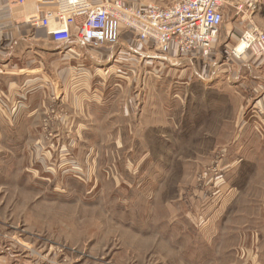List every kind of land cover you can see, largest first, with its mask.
<instances>
[{
	"label": "rangeland",
	"instance_id": "rangeland-1",
	"mask_svg": "<svg viewBox=\"0 0 264 264\" xmlns=\"http://www.w3.org/2000/svg\"><path fill=\"white\" fill-rule=\"evenodd\" d=\"M218 40L220 70L238 75L232 92L219 87L228 84L220 74L210 79L209 61L196 69L157 51L145 58L120 41L92 76L105 81L95 113L74 115L67 130L48 129L51 119L42 129L37 118L32 131H6L1 248L30 264H264V112L242 65L249 73L247 64L264 61L237 59Z\"/></svg>",
	"mask_w": 264,
	"mask_h": 264
},
{
	"label": "crops",
	"instance_id": "crops-1",
	"mask_svg": "<svg viewBox=\"0 0 264 264\" xmlns=\"http://www.w3.org/2000/svg\"><path fill=\"white\" fill-rule=\"evenodd\" d=\"M228 1L230 7L224 8V19H231V22H228L231 25L229 29H225L224 34L222 32L220 34L224 40L222 43L224 50L234 46L233 43L236 41L234 39L238 41L241 33L239 23L242 21L238 15L240 13L237 14V5L249 1L256 2L253 19L264 29V0ZM36 14H38L36 0H24L21 4L14 0H0V131H2L0 137L2 139L6 138V131L34 130L37 118L42 120V129L45 119L46 121L51 119V123L47 124L48 129L67 130L68 126L74 124V115L95 113V109L103 105L105 81L92 76L102 69L98 66L101 65L106 54L110 56L113 47H102L99 49L100 52L90 48L92 46H73L69 49L59 45L52 41L47 29L38 28L26 22L28 17ZM120 41H125L126 48L128 46L134 53L138 52L141 57H153V50L148 49L147 46H134L129 36L123 35ZM66 48L68 50L61 54L60 51ZM219 56V50H216V54L210 59L194 58L191 59V64H195L194 67L199 69L203 61H209L211 69L214 68V70L210 76L209 74L207 76L217 80V74H220L223 77L221 81L228 84L219 83V87L232 92L229 83L235 85L238 75L237 73L223 74L220 70L222 56ZM163 57L169 58L166 55ZM152 61L153 58L147 60V62ZM227 62L225 65L229 64V61ZM242 65L246 67V62ZM248 65L250 72L248 73V69L244 67V80L245 82L254 80L259 84L257 92L261 91V95L257 96L254 104L255 108L264 112V65ZM254 67H258L257 74L253 73ZM246 97L248 99L250 96ZM51 108L56 111L55 116L49 115ZM60 112L65 113V116L60 117L58 115ZM44 138L41 133V143L44 142ZM38 141L39 138L35 143ZM15 252L12 248H1L2 256L0 257L3 262L10 257V259L15 258L11 259L14 260V264H30L31 260H26L21 252Z\"/></svg>",
	"mask_w": 264,
	"mask_h": 264
},
{
	"label": "built area",
	"instance_id": "built-area-1",
	"mask_svg": "<svg viewBox=\"0 0 264 264\" xmlns=\"http://www.w3.org/2000/svg\"><path fill=\"white\" fill-rule=\"evenodd\" d=\"M225 2L175 0L164 7L142 8L121 0H36L38 14L26 22L47 29L53 42L69 49L113 47L126 35L134 46L177 60H208L221 34ZM256 7L254 1L237 5L238 13L245 8L249 23L237 44L228 48L237 59L252 53L264 61V30L253 21Z\"/></svg>",
	"mask_w": 264,
	"mask_h": 264
},
{
	"label": "bare ground",
	"instance_id": "bare-ground-1",
	"mask_svg": "<svg viewBox=\"0 0 264 264\" xmlns=\"http://www.w3.org/2000/svg\"><path fill=\"white\" fill-rule=\"evenodd\" d=\"M134 5V4H133Z\"/></svg>",
	"mask_w": 264,
	"mask_h": 264
}]
</instances>
